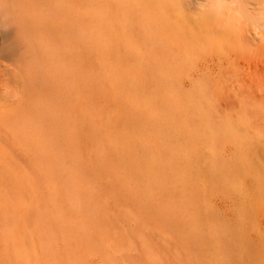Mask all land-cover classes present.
Here are the masks:
<instances>
[{
    "label": "bare ground",
    "instance_id": "1",
    "mask_svg": "<svg viewBox=\"0 0 264 264\" xmlns=\"http://www.w3.org/2000/svg\"><path fill=\"white\" fill-rule=\"evenodd\" d=\"M75 8L79 17L71 13ZM127 30L156 35L139 45ZM176 47L192 61L205 53L219 65L236 66L241 58L254 68L246 82L253 92L251 130L240 134L225 118L219 134L221 148L234 147L233 159L222 160L224 174L251 181L254 206H264V0H0V264H137L121 253L128 236L118 224L128 217L109 213L110 193L121 196L118 207L126 208L128 195L111 178L119 160L137 186L148 181V196L168 182L174 202L177 192L187 190L178 202L189 200L190 212L201 209L208 179L197 178L194 165L198 140L206 136L185 124V113L190 119L197 105L177 99L160 107L169 95L180 97ZM151 49L157 54L155 83L170 84L172 76L173 86L138 102L136 90L150 76L135 65L152 61ZM230 68H223L226 81L236 75ZM234 87L243 91L241 84ZM127 103L135 123L120 112L129 109ZM205 125L214 136L213 126ZM175 168L179 174L171 172ZM232 184L241 191L240 181ZM135 192L133 197L142 195ZM75 202L79 216L76 205L70 208ZM179 208L174 206V215L180 216ZM223 228L229 236L211 229L203 252L193 253L197 259L264 264V238L254 243L242 228Z\"/></svg>",
    "mask_w": 264,
    "mask_h": 264
},
{
    "label": "rangeland",
    "instance_id": "2",
    "mask_svg": "<svg viewBox=\"0 0 264 264\" xmlns=\"http://www.w3.org/2000/svg\"><path fill=\"white\" fill-rule=\"evenodd\" d=\"M74 10H72L71 13L73 15L75 14L76 17H79L77 16V10H79V8H75ZM81 18H83L82 15L80 16V20ZM64 30L68 29L64 28ZM127 33L128 35H131V39L135 43L140 45V43L148 37L155 36L156 30H127L126 34ZM179 50L180 49L177 47L175 48L178 59L177 62L178 64L180 62L181 63L178 65L179 71L176 73L177 79L174 84L179 90L180 97L177 98L174 95H169L166 104H161L162 106L160 105V107L164 108L166 105L171 106V104L174 101H177V99L181 102L192 100L197 105V107L195 106L196 109L193 111L190 119V114L187 116V113H185V116L187 117V119L185 118V124L188 129H198L206 136L205 140L201 137L196 145L198 163L194 165V174L197 178H203L204 180L206 177L208 179L204 185L202 183L201 187L202 189L206 188V192L208 193L206 198H204L205 196L203 193L201 198L199 197L202 203L200 206L201 209H197L195 212H190V210H188L189 200H186L185 204L183 203L184 205L178 202V200L181 202L180 196H182V198L183 196H186L187 190L184 189L186 192L182 190L184 191L183 194L186 193L185 195L177 192L178 194L176 193L174 195L176 198L174 202L169 195L171 185L167 182L156 192V194L148 196V193L145 192L146 189H143L145 188V185H149L148 181H145V183H147L144 184V186H137L138 184L134 182V178L131 177L130 174H126L127 177H125L122 173L124 170L122 169L123 162L120 164L119 161L123 160L117 161V165H120V167H113L116 163L111 162L114 164L111 167L110 163L107 168L111 167L112 170H107H111V172L113 171L111 178H114V180L117 181L118 186L123 185V187H121L125 189V195H128L129 198L127 196V200H125V197H123V199L127 201L125 202L126 208L118 207L121 196L118 197L110 193L111 207L109 209V213L113 219H116L117 215H124V217H128L129 220H124V222L118 224V226L123 228L128 236L126 240L127 249H123L121 253L122 258L136 262L137 264H187V262H190L191 260L189 259V261H186L188 258H192L197 264H205L204 260L200 258L197 259V254L195 252H197V250H199V254L203 252L204 243L208 239V233L212 235L210 232L211 229L213 230H211L212 232H216V235L227 237L229 235H226L227 232L224 231L223 227L230 229V232L233 233L236 232L234 229L239 227L242 228V231L244 232L243 234L247 238H250V240L254 243H256L258 239L264 238V206L262 205L260 209L257 206H254V200L257 196L256 187L255 185H252L251 181L242 180L238 178L236 174H224L222 160L233 159L234 147L232 144H228L227 147L229 148L226 151L225 149L227 147L221 148V138L219 134V126L225 118H229L231 121H234V124L238 126V131L240 130V134H246V131H244L245 127H247L248 130H251L254 111L250 107V102L253 100V92L252 89H250L249 84L246 82L249 83L248 79L250 80L253 78L254 68L251 69V65L243 63V61L240 60L241 58L238 59L241 62L238 61L236 66H233L232 64L225 66L224 64L219 65V63H216L217 60H212L211 57H208L205 53L197 56V59L194 58L192 61V59L184 58L185 56ZM127 53L130 54L129 50ZM132 53L129 56L131 58L133 56ZM151 54L152 61L140 62L141 65H139V63L135 65L137 72L140 70L143 71V74H146V76H150L145 80L144 84L139 87V90L141 89V91L139 92V90H136V99H138V102L148 101L151 94L155 93L157 90L158 92H162L164 89H162V91L160 89L165 85L169 91L170 87L173 86L171 83L172 76L169 78L170 84L167 80H165V82L162 81L157 84L155 83V76L157 74L155 61L157 59V54H155L152 49ZM133 59L139 58L134 57ZM227 66H229V68L232 67L230 68L231 70H233V68L237 69L236 75H229V81L225 80V74L223 73V71H225L223 68ZM164 68H170V66H165ZM246 69H248L247 72H245ZM152 74L155 75L154 78L152 77ZM238 74L240 76H238ZM232 77L234 79L233 81H235L234 83H232ZM243 78L244 80H242ZM240 80L242 81L240 82ZM239 83L241 84L243 91H238L237 88L234 87L235 85H240ZM168 93L170 94V92ZM239 93L242 95L240 96ZM95 98H99V96ZM232 99H234L235 104ZM230 101L233 103H230ZM223 103H225V105ZM127 104L128 105L125 106H128L129 109H123L120 112L125 115H130V119L135 123V118L132 116L135 109L133 111V107H131L129 103ZM118 119L119 118H117V120ZM205 121H207L208 125L213 126L216 132L214 136L210 135L211 133H208ZM261 124L264 126V121ZM138 125L141 124L139 123ZM176 139L180 142H185L184 137H177ZM138 148L140 155V149L142 150V148H140V146ZM169 149V152H171L170 154L172 155V153H174L172 147ZM178 154L179 153L176 155L178 156ZM151 156L150 157L152 159H156L157 157H155L154 153ZM83 159L84 158L82 157V161H84ZM118 167L122 169H119L120 172L116 171L118 170ZM89 169L94 170L90 165ZM175 169V171L173 169L171 172L173 174H179V168ZM71 173L78 176V174H75L77 172L74 170H72ZM114 173H117V175ZM119 173H122V175H119ZM120 176H123V178ZM144 178L147 180L145 176ZM192 179L196 181L195 177ZM233 181H240L241 191L232 184ZM132 183L134 185L136 184V189ZM140 188L143 189V192L145 193H142ZM133 192H139L142 195L140 196L139 194V197L136 194V196L133 197ZM76 203L77 202H75V204H71L72 207L70 208H73L72 210H74L76 205V210L74 211H76V214L79 216L80 213H78L79 211L77 212V210H81V208L78 207V203ZM175 205L180 206L178 209L180 216H178L179 214L174 215L173 213ZM205 205L206 208H204ZM109 234L111 237L115 238L112 224L110 225ZM174 236L176 238H174ZM161 246L164 248L163 250L160 249ZM188 255L189 257L186 259V256ZM158 256L159 258H162L163 261L160 259L157 261L156 259ZM80 260L82 261L81 258L79 261ZM193 260H191V262ZM86 263L93 264L91 261L89 262V260Z\"/></svg>",
    "mask_w": 264,
    "mask_h": 264
}]
</instances>
